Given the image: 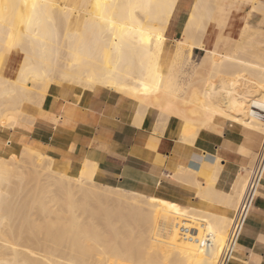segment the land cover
<instances>
[{
  "label": "bare ground",
  "instance_id": "obj_1",
  "mask_svg": "<svg viewBox=\"0 0 264 264\" xmlns=\"http://www.w3.org/2000/svg\"><path fill=\"white\" fill-rule=\"evenodd\" d=\"M177 2L0 0V264H218L223 257L225 264L236 241L228 245V231L246 181L235 187L237 200L227 215L220 209L225 199L215 193L212 202L218 159L203 185L184 175L197 187L198 201L182 207L155 192L100 183L94 162L84 158L72 167L28 139L39 119L51 123L52 134H64L82 118L72 104L58 116L45 115L41 105L49 87L62 82L82 92L98 85L132 98L141 110L131 120L138 125L152 111L165 122L180 118L191 140L202 128L235 125L264 136L263 29L251 36L255 45L246 39L229 53L220 50L232 41L221 32L237 3L250 2L257 11L264 3L196 0L170 49L165 31ZM209 24L217 29L212 47L203 41ZM15 47L21 60L15 76L5 77ZM25 101L38 106L36 114ZM150 183L156 187L158 180ZM16 214L23 218L17 226Z\"/></svg>",
  "mask_w": 264,
  "mask_h": 264
},
{
  "label": "crops",
  "instance_id": "obj_2",
  "mask_svg": "<svg viewBox=\"0 0 264 264\" xmlns=\"http://www.w3.org/2000/svg\"><path fill=\"white\" fill-rule=\"evenodd\" d=\"M195 1L178 0L165 31L166 45L170 49L174 45V39L180 38L185 30ZM260 1L264 3V0ZM237 5L229 13L227 25L221 32V35H226L232 40L220 49L226 53L240 41L245 40V35L253 36L259 30L264 31L263 12L251 10L250 2H238ZM244 22L250 25L248 29ZM216 32L217 29L211 24L207 26L203 38L207 47H212ZM241 32L244 34L240 35ZM249 39L255 45L254 39L252 37ZM193 52L201 51L193 48ZM104 88L97 85L82 92L71 83L51 85L41 105L45 115L58 116L64 111V107L72 104L76 106L75 111L82 118L77 119L70 133L64 134H52L51 123L39 119L28 139H33L35 147L39 150L54 158L68 161L72 167L78 168L84 158L94 162L96 164L94 178L100 183L109 185L122 183L144 194L155 192L163 200L182 207L191 206L193 202L198 201L197 187L192 184L191 179L196 178L201 185L205 184L203 182L209 180L211 171L218 162V167L216 166L218 171H212L218 174L215 175L216 180L212 187L215 191L212 190L214 191L212 194L216 193L215 195H220L221 199L226 200L227 204L221 202L223 204H220V209L225 210L230 216L238 196L235 187L240 179L247 182L249 169L263 136L235 125L224 126L220 130L202 128L191 140L189 136L183 134L181 129L183 121L180 118L171 116L165 122L156 111L143 116L141 125L135 120L134 124L131 120L138 111L141 112L137 109V102L119 92ZM26 106L29 113H37V105ZM159 121H164L165 124L162 122L161 127ZM156 123L162 129L156 128L157 125H154ZM158 130H162V133ZM180 167L183 171L179 169ZM192 170L196 173H192ZM181 172L190 173H183L182 178ZM186 174L188 177L191 175V179H188L191 182L184 180ZM154 179L158 180L156 187L150 183ZM215 195L212 199L214 204L217 203L214 201ZM210 200L206 198L205 201L208 203ZM261 208H264V174L252 208L225 264H264V240L261 239L264 234L260 231L264 228V218L259 215Z\"/></svg>",
  "mask_w": 264,
  "mask_h": 264
},
{
  "label": "built area",
  "instance_id": "obj_3",
  "mask_svg": "<svg viewBox=\"0 0 264 264\" xmlns=\"http://www.w3.org/2000/svg\"><path fill=\"white\" fill-rule=\"evenodd\" d=\"M264 174V136L257 150L254 162L249 169V174L241 200L237 206L230 229L227 235L228 245H232L241 233L248 212L251 210L260 182ZM224 257L218 264H224Z\"/></svg>",
  "mask_w": 264,
  "mask_h": 264
},
{
  "label": "rangeland",
  "instance_id": "obj_4",
  "mask_svg": "<svg viewBox=\"0 0 264 264\" xmlns=\"http://www.w3.org/2000/svg\"><path fill=\"white\" fill-rule=\"evenodd\" d=\"M261 12H263V14H264V10H260ZM250 26V25H249ZM251 37V35L249 34V35H245L244 36V39L246 40V39H249ZM247 58V57H246ZM249 58V57H248ZM20 60H21V53L19 52V48L17 47H15L14 48V50H12L11 51V53L9 54V56H8V58H7V60L5 61V65H4V68H3V75L5 76V77H9V78H13L14 76H15V73H16V69L18 68V66H19V63H20ZM230 68H232V67H229V70L228 71H230L231 72V70H233V69H231L230 70ZM226 77L230 80V82H233V80H234V76H232V75H226ZM66 83H68V82H66ZM241 83H238L237 85L239 86V88H242L243 86L242 85H240ZM2 99H4V98H1V100H0V104H2L1 106V108H4V106L3 105H5V103H4V100H2ZM4 103V104H3ZM28 104H35V103H31V102H23V105H28ZM3 141H4V139H3ZM7 144L4 142L3 143V145H1L3 148L4 147H7L6 146ZM10 153L11 154H16V152L15 151H10ZM8 161H12L11 159H9ZM24 165H27V163H24ZM41 178H44L43 180H45L47 177H46V175L44 174V172H43V174H41ZM50 188H53V189H55L56 187H54L53 185L50 187ZM17 215L18 214H16V215H14V225H18L19 223H20V221L23 219H21V220H19V215H20V218L22 217V215L21 214H19L18 215V217H17ZM18 218V219H17ZM18 222V224H16V223ZM15 241H19V240H15ZM20 243H28V242H23L22 240L21 241H19ZM42 253H43V251H41ZM57 254H59L58 252H56Z\"/></svg>",
  "mask_w": 264,
  "mask_h": 264
},
{
  "label": "snow or ice",
  "instance_id": "obj_5",
  "mask_svg": "<svg viewBox=\"0 0 264 264\" xmlns=\"http://www.w3.org/2000/svg\"><path fill=\"white\" fill-rule=\"evenodd\" d=\"M249 215L251 216L252 213H250ZM259 215L261 218H264V208L260 209ZM260 231L262 234H264V228H261ZM261 239L264 240V235L261 236Z\"/></svg>",
  "mask_w": 264,
  "mask_h": 264
}]
</instances>
